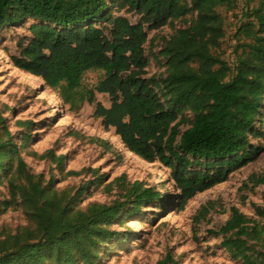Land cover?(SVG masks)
Here are the masks:
<instances>
[{"label": "trees", "instance_id": "1", "mask_svg": "<svg viewBox=\"0 0 264 264\" xmlns=\"http://www.w3.org/2000/svg\"><path fill=\"white\" fill-rule=\"evenodd\" d=\"M257 1L237 21L233 67L215 54L225 38L218 10L239 13V0H0V32L32 22L26 45L9 56L14 67L61 89L73 110L94 106L95 117L131 153L171 171L184 209L264 150L252 145L254 140L264 146V0H247ZM189 17L188 27L176 31L160 53L165 79L144 78L148 31ZM90 72L103 78L89 90L83 82ZM97 94L108 95L111 107L99 103ZM0 125V174L9 190L0 212L21 210L27 221L15 232L0 231V264H100L103 248L121 236L114 227L162 196L123 175L108 186V192L117 188V200L83 210L77 201L85 188L59 190L53 180L45 185L21 157L1 113ZM47 156L36 158H50L64 171V157ZM256 213L263 225L233 208L214 232L243 264H264V206ZM157 264L177 262L168 255Z\"/></svg>", "mask_w": 264, "mask_h": 264}, {"label": "rangeland", "instance_id": "2", "mask_svg": "<svg viewBox=\"0 0 264 264\" xmlns=\"http://www.w3.org/2000/svg\"><path fill=\"white\" fill-rule=\"evenodd\" d=\"M255 5L258 1L249 5L247 0H239V13L224 8L218 10L225 38L215 54L229 66L233 67L236 62L237 21L242 11ZM122 15L132 23L138 21L133 14ZM191 19L148 31L145 47L148 67L144 78L165 79L166 61L160 53L176 31L188 27ZM31 25L32 22H24L6 26L0 32V57L6 59H0V113L31 172L42 177L45 185L53 180L59 190L85 188V194L77 201L83 210L91 204H110L117 200V188L114 185L108 192V186L123 175L131 183L142 182L162 194L159 201L126 218L122 227H114L121 236L103 248L99 263L157 264L171 255L177 264H243L232 259L223 246L224 236L214 232L227 223L233 208L263 225L256 208L264 206V183L261 184L264 181V150L245 167L232 173L226 183L197 195L181 209L179 192L169 169L133 155L115 130L106 129L102 120L95 117L94 106L86 103L81 109L73 110L63 101L61 89H50L42 79L31 78L14 67L9 56H18L20 47L26 45ZM102 78L101 72L88 73L84 88L94 89ZM97 101L106 108L111 107L108 95L97 94ZM185 117L190 122L193 120L189 112ZM188 128L183 127L182 132ZM252 145L264 147L254 140ZM48 153L64 157L63 172L50 158H36V155L48 157ZM70 172L79 176H68ZM8 200V183L0 174V202ZM24 226L27 221L23 211L0 212V231L15 232Z\"/></svg>", "mask_w": 264, "mask_h": 264}, {"label": "bare ground", "instance_id": "3", "mask_svg": "<svg viewBox=\"0 0 264 264\" xmlns=\"http://www.w3.org/2000/svg\"><path fill=\"white\" fill-rule=\"evenodd\" d=\"M0 59L2 60V61H6V59L5 58H3V56H1L0 57ZM29 75V74H28ZM29 77H31V78H34V76H31V75H29ZM35 79V78H34ZM122 142V141H121ZM123 144V143H122ZM124 145V144H123ZM133 154V153H132ZM134 155V154H133ZM143 160V159H142Z\"/></svg>", "mask_w": 264, "mask_h": 264}]
</instances>
